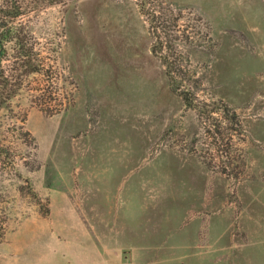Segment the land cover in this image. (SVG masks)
I'll use <instances>...</instances> for the list:
<instances>
[{"label":"rangeland","instance_id":"obj_1","mask_svg":"<svg viewBox=\"0 0 264 264\" xmlns=\"http://www.w3.org/2000/svg\"><path fill=\"white\" fill-rule=\"evenodd\" d=\"M165 1L171 58L244 131L184 104L138 0L45 9L32 18L44 73L0 111V264H264V0ZM182 217L170 240L190 254L143 253L162 241L144 226L166 234Z\"/></svg>","mask_w":264,"mask_h":264},{"label":"trees","instance_id":"obj_2","mask_svg":"<svg viewBox=\"0 0 264 264\" xmlns=\"http://www.w3.org/2000/svg\"><path fill=\"white\" fill-rule=\"evenodd\" d=\"M72 1L74 0H3L0 4V111L9 108L12 99L22 89L26 77L44 73V64L38 58L39 53L35 48L32 18L47 8L66 6ZM138 5L140 12L149 19L150 29L156 40L153 51L162 59L170 85L182 97L184 104L197 110L200 116L208 113L207 116L213 121L215 118L211 116L212 113L223 109L224 118L237 127L236 131L243 132L240 115L221 101L208 103L200 100L186 82V66L171 58L168 50L175 48L168 35L171 24L169 14L174 13L172 5L165 0H138ZM177 22V18H174L173 23ZM210 105H213L212 109L208 108ZM214 125L216 126L215 123ZM10 152V148L0 142V157ZM223 172L228 173L225 168Z\"/></svg>","mask_w":264,"mask_h":264},{"label":"crops","instance_id":"obj_3","mask_svg":"<svg viewBox=\"0 0 264 264\" xmlns=\"http://www.w3.org/2000/svg\"><path fill=\"white\" fill-rule=\"evenodd\" d=\"M164 154L165 155H169V156H171L173 158H175V157L178 158L179 157V153L177 151H175V150H172V149H165L164 150ZM180 202H181V200L179 201V203ZM120 207H122L121 208V211H122L123 206L121 205ZM178 209H180V206H178ZM163 219H166L167 220L166 217L163 218ZM170 222H171V228H169L170 231H168L166 234H165V232L168 229H165V227L162 224L156 225V223H154L153 224V225H155L154 227L149 228L147 225L143 227V231L146 234L145 235L146 238L151 237L152 233H154L153 236H156L157 238L161 237V239H162V241H160V242L157 239H156V242H153L152 239H150V241H148V242H145V244H147L149 242H152V243H150V245H148V244L147 245H144L141 248L139 247L140 249H142V251H143L144 254H150L151 255V254H164V253H169L171 255H178V256H186L187 254H190L189 251H186L187 250V247L190 248V246H189L190 245V242H185V243H181V242L180 243H178V242L175 243V242H172V240L174 238H176V237L183 238L181 236L182 235L181 233H183V231L185 230V228H184V226H183V224L181 222H185V218L182 217L179 220L178 219H175V220L170 221ZM147 223H149V222H147ZM164 224H165V222H164ZM124 225H125L124 227H125V229L127 231L130 232L132 230L133 225L129 222V220H127ZM178 226H180V227L178 228ZM67 227H68V225L65 226V228L62 229V231L65 230ZM111 227H114V226H111ZM98 230H97V236L98 235L100 236L101 239L100 238L99 239L102 242V244L104 245L105 249H107L106 246H109V245H105V243H104L105 239H108V237L111 240L110 241L111 245L117 247V242H116V239H115L116 238L115 237V233H114L113 237H111V232H109V235H108L106 232H101L100 230L99 231ZM171 238H172V240H170ZM103 245H102V247H103ZM137 247L138 246H136V248ZM143 249H145V250H143Z\"/></svg>","mask_w":264,"mask_h":264}]
</instances>
